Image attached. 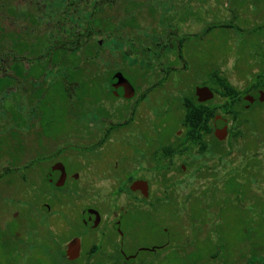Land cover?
<instances>
[{
	"label": "rangeland",
	"instance_id": "374dc122",
	"mask_svg": "<svg viewBox=\"0 0 264 264\" xmlns=\"http://www.w3.org/2000/svg\"><path fill=\"white\" fill-rule=\"evenodd\" d=\"M128 23L133 29L125 48H133L135 60L128 72L83 64L71 75L21 77L18 86L0 79V264H247L249 258L264 264V149L242 156L235 147L233 163L194 156L197 165L217 168L208 178L193 168L175 173L172 197L161 205L157 198L168 192L148 163L154 150L182 135L181 102L197 87H212L215 71L240 90L264 75V0H128ZM154 55L167 56L161 69ZM115 69L136 95L148 92L143 101L107 92L108 72ZM102 107L114 122L117 113L132 120L94 150L103 136ZM259 109L246 116L262 130ZM248 159L258 163L246 186ZM55 163L77 178L60 187L50 183ZM138 177L149 182L146 199L128 191V179ZM133 207L149 212L143 216ZM85 209L100 214L99 227L83 224ZM73 238L81 253L68 260L63 248Z\"/></svg>",
	"mask_w": 264,
	"mask_h": 264
},
{
	"label": "trees",
	"instance_id": "16d2710c",
	"mask_svg": "<svg viewBox=\"0 0 264 264\" xmlns=\"http://www.w3.org/2000/svg\"><path fill=\"white\" fill-rule=\"evenodd\" d=\"M79 16L77 13H73L69 17L68 26L53 27L43 31L42 29H38V31H42L44 41L37 44L36 66L52 73L67 70L66 73L68 74L69 72L70 75L72 74V70H75L77 73L80 70L82 71L83 64H88L85 67L91 70H108L112 69L113 66H121L122 70L128 72V66L132 63L134 65L135 61L132 55L133 48L129 46L128 50L125 48L130 39L128 32L133 29L132 27L129 30L131 26L128 23V0H102L99 11L84 13L83 16ZM112 42H114L113 45ZM107 45L109 49L106 47ZM180 45L181 43H179V47ZM177 51L179 58H181L178 49ZM84 59L86 63L82 62ZM152 59L154 66L160 69L167 63V56L165 58L162 55H154ZM109 60L113 61L109 62ZM65 62H67V66L62 67V64ZM72 63L73 65H70ZM99 63H103L104 67ZM117 72H120L124 76L118 69L108 72L110 73L107 77L108 88H105L108 93H111L109 82ZM40 74L41 77L45 76L43 72ZM2 79H7V77ZM211 82L212 87L209 88L214 94L213 99L204 103L198 102L195 96L184 99L181 102L182 123L180 128L182 135L178 136L174 134L173 138H170L153 151V159L148 161L151 169L159 177L164 190L168 192L164 198H157L156 203L158 205H161V202L172 197L174 187L177 184V181L169 182L166 178L169 170L175 169L181 173L182 166H184L187 171L193 168L197 177L208 178L211 176L212 170L217 168L216 165L211 166V168L197 165L198 162H196L194 156H203L208 153L216 157V164L223 163V161L233 163L234 160L231 156L232 150L235 147L242 156H246L251 152L257 153L259 149H264V127L260 130L259 122L246 116L248 110L259 106L260 109L257 113L261 118V124L264 123V102L261 103L256 99L259 91L264 92V75H255L247 88L243 90L234 86L226 76L221 74L220 70L215 71L211 75ZM147 94V91L140 95H136L135 92V95L130 99L140 102L146 98ZM110 95L114 96L112 93ZM246 96L254 97V102L249 104L248 101L244 100ZM116 98L128 101V99L122 97ZM103 114L105 115L102 117ZM217 115L222 117L221 121L216 122L218 125H223V120H226V124L231 122L230 127L227 129V137L222 141L217 140L214 136L215 117ZM112 116L110 111L102 107V114L98 118H100L99 122L103 126V136L98 142L94 143L92 149L96 150L97 147L103 145L113 133L123 130L127 123L132 120L130 118L129 120L122 121L121 114L117 113L116 119L119 120L114 122L112 121V118H114ZM225 141L226 145L224 144ZM186 156H193V158L189 162H186L184 160ZM177 160H180L182 163L177 165ZM248 160L249 162L244 167L247 176L243 185L246 186L250 185L251 179L255 180V175L251 173L250 169L258 163L250 161V159ZM234 178L238 186H240L237 177ZM133 179H128V183L131 184ZM128 191L131 192L129 188ZM206 194V191L201 192L202 196ZM156 203L152 205V211L157 210ZM131 211L143 216H146L149 212L148 210L144 211L135 207ZM166 234H168V231ZM96 250L97 248L93 247L89 251L88 259L93 257ZM13 255L14 253L11 254V259L16 263L17 260ZM248 260L247 264L254 263L251 258Z\"/></svg>",
	"mask_w": 264,
	"mask_h": 264
},
{
	"label": "flooded vegetation",
	"instance_id": "af4514ba",
	"mask_svg": "<svg viewBox=\"0 0 264 264\" xmlns=\"http://www.w3.org/2000/svg\"><path fill=\"white\" fill-rule=\"evenodd\" d=\"M101 2L102 0H0V79L7 77L18 86L21 77L30 78L32 74H38V72L46 75L47 70L44 71L36 66L37 44L44 41L42 31L53 27L68 26L69 17L73 13L83 16L84 13L97 12L101 9ZM215 127L221 128L222 126L216 124ZM64 169L63 185L77 178L76 173H68L65 166ZM185 171L187 169L184 166H182L181 173L175 169L169 170L166 178L169 182H176L177 177H174V174L183 175L186 174ZM49 173L50 170L47 175ZM50 175L51 179L48 180L50 183L61 182L63 174L51 173ZM135 180L145 179L134 178L131 183ZM134 193L140 194L139 192ZM123 214L120 215V219ZM82 217L83 224L89 229L97 228L102 223L101 216L99 221L94 215L93 220L89 216ZM120 224L121 220L113 222L116 229Z\"/></svg>",
	"mask_w": 264,
	"mask_h": 264
},
{
	"label": "water",
	"instance_id": "95a60500",
	"mask_svg": "<svg viewBox=\"0 0 264 264\" xmlns=\"http://www.w3.org/2000/svg\"><path fill=\"white\" fill-rule=\"evenodd\" d=\"M109 89L111 93L114 95V97H122L125 99H130L135 95V89L134 87L128 82V79H126L120 72L115 73L110 82H109ZM194 96L196 100L200 103L207 102L211 99H213L214 94L210 90L209 87L203 86V87H197L194 90ZM245 101H248L249 104H252L254 102V97L252 96H246L244 98ZM258 101L264 102V92L259 91L258 92ZM248 108V106H246ZM222 117L217 115L215 117V126L217 121H221ZM223 125L221 128L215 127L214 128V136L217 140L222 141L227 137V129L228 126L226 124V120H223ZM51 173H60L62 175L61 182L55 183L57 187H60L63 185L65 181V169L64 165L62 163H55L52 168L50 169V173L46 176L47 180L51 179ZM129 190L131 192H139L141 196L146 199L149 196V185L148 182L145 180H135L133 181L130 186ZM93 215L97 217V220H100L99 213L96 210L93 209H85L82 212V216H89L91 220H93ZM64 256L68 260H76L80 257L81 253V242L78 238H73L70 241H68L64 245Z\"/></svg>",
	"mask_w": 264,
	"mask_h": 264
}]
</instances>
